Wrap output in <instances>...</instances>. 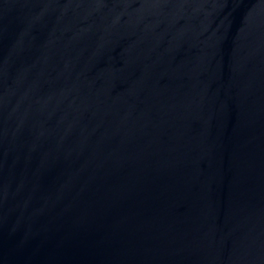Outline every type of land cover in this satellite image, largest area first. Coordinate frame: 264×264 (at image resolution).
Returning a JSON list of instances; mask_svg holds the SVG:
<instances>
[{
	"label": "water",
	"instance_id": "95a60500",
	"mask_svg": "<svg viewBox=\"0 0 264 264\" xmlns=\"http://www.w3.org/2000/svg\"><path fill=\"white\" fill-rule=\"evenodd\" d=\"M0 264H264V0H0Z\"/></svg>",
	"mask_w": 264,
	"mask_h": 264
}]
</instances>
